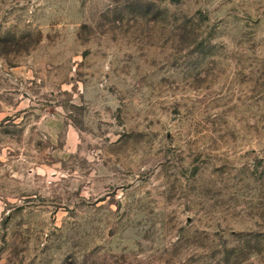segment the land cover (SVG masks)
I'll return each instance as SVG.
<instances>
[{
    "label": "rangeland",
    "instance_id": "obj_1",
    "mask_svg": "<svg viewBox=\"0 0 264 264\" xmlns=\"http://www.w3.org/2000/svg\"><path fill=\"white\" fill-rule=\"evenodd\" d=\"M0 264H264V0H0Z\"/></svg>",
    "mask_w": 264,
    "mask_h": 264
}]
</instances>
